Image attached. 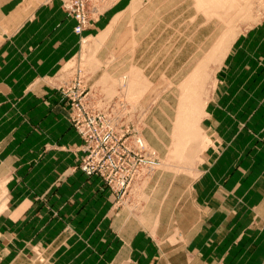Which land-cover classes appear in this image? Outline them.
<instances>
[{
    "label": "crops",
    "instance_id": "crops-1",
    "mask_svg": "<svg viewBox=\"0 0 264 264\" xmlns=\"http://www.w3.org/2000/svg\"><path fill=\"white\" fill-rule=\"evenodd\" d=\"M50 2L0 9L19 15L12 26L0 17V264L32 262L36 249L38 264H264V64L229 69L201 120L210 143L192 183L195 214L182 196L164 198L157 214H127L100 178L75 170L81 139L56 115L67 107L58 76L75 53L76 23L61 45L56 25L40 29L38 13L67 16ZM58 141L64 148L39 143Z\"/></svg>",
    "mask_w": 264,
    "mask_h": 264
},
{
    "label": "rangeland",
    "instance_id": "rangeland-1",
    "mask_svg": "<svg viewBox=\"0 0 264 264\" xmlns=\"http://www.w3.org/2000/svg\"><path fill=\"white\" fill-rule=\"evenodd\" d=\"M23 1L0 0V9H15ZM30 1L44 6L52 0ZM85 1L87 21L80 33L78 14L67 9L65 0L64 19L38 13L40 29L56 25L60 45L66 42L70 21L76 23L75 53L58 76L67 107L56 115L81 139L73 146L78 153L75 170L100 178L124 213L157 214L164 198L182 196L188 199L187 213L195 214L192 183L200 154L210 143L200 123L211 110L216 88L226 86L229 69L251 70L252 62L263 66L264 0ZM2 16L9 26L19 19L18 14ZM100 16L107 19L104 26L97 22L84 33ZM197 70V88L184 93ZM183 96L189 97L185 111L194 113V126L186 133L181 129L184 136L176 152L173 137ZM39 143L44 150L64 148L60 141ZM4 183L0 179V213L8 197ZM28 194L38 200V191ZM32 253L34 260L27 264H38V250Z\"/></svg>",
    "mask_w": 264,
    "mask_h": 264
},
{
    "label": "bare ground",
    "instance_id": "bare-ground-1",
    "mask_svg": "<svg viewBox=\"0 0 264 264\" xmlns=\"http://www.w3.org/2000/svg\"><path fill=\"white\" fill-rule=\"evenodd\" d=\"M197 74H198V70H197V73L194 74L193 77L190 79V81L187 82L186 87L184 89V93L187 94V93H190V92L192 93L193 91H195V89L197 88V85H195L194 78L197 77ZM184 93H183V95H184ZM188 100H189V97H184L183 96L182 101H181L180 106H179V111H178V116H177V123H176V129H175V133H174V137H173L174 138V146H175L176 152L178 151L179 148L177 149V147L181 144V141H182L183 136H184V132L183 131L181 132V129L185 128V133H186L188 130H190V128L192 126H194V120H193L194 113H192V115L188 114V113L186 114V111H185L188 108V104H189V101H190V100L189 101ZM195 103H196V101H195ZM196 107H198V106H196ZM192 110L197 112L194 108ZM189 115H191V116H189ZM172 141H173V139H172Z\"/></svg>",
    "mask_w": 264,
    "mask_h": 264
},
{
    "label": "built area",
    "instance_id": "built-area-1",
    "mask_svg": "<svg viewBox=\"0 0 264 264\" xmlns=\"http://www.w3.org/2000/svg\"><path fill=\"white\" fill-rule=\"evenodd\" d=\"M67 9L78 14L79 26L77 32L80 33L86 23V1L85 0H65ZM76 2V3H75Z\"/></svg>",
    "mask_w": 264,
    "mask_h": 264
}]
</instances>
